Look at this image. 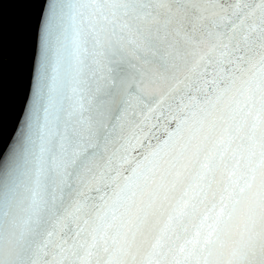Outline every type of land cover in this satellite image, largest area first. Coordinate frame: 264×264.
I'll return each mask as SVG.
<instances>
[{
	"label": "snow or ice",
	"instance_id": "obj_1",
	"mask_svg": "<svg viewBox=\"0 0 264 264\" xmlns=\"http://www.w3.org/2000/svg\"><path fill=\"white\" fill-rule=\"evenodd\" d=\"M0 264H264V0H46Z\"/></svg>",
	"mask_w": 264,
	"mask_h": 264
},
{
	"label": "water",
	"instance_id": "obj_2",
	"mask_svg": "<svg viewBox=\"0 0 264 264\" xmlns=\"http://www.w3.org/2000/svg\"><path fill=\"white\" fill-rule=\"evenodd\" d=\"M46 0H0V154L23 116L36 67L38 21Z\"/></svg>",
	"mask_w": 264,
	"mask_h": 264
}]
</instances>
